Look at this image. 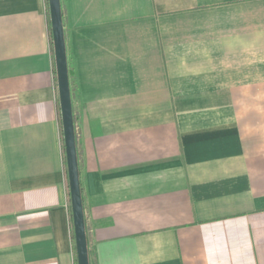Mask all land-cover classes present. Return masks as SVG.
<instances>
[{"label": "crops", "instance_id": "1", "mask_svg": "<svg viewBox=\"0 0 264 264\" xmlns=\"http://www.w3.org/2000/svg\"><path fill=\"white\" fill-rule=\"evenodd\" d=\"M91 264H264V0H60ZM0 264H77L48 0H0Z\"/></svg>", "mask_w": 264, "mask_h": 264}, {"label": "water", "instance_id": "2", "mask_svg": "<svg viewBox=\"0 0 264 264\" xmlns=\"http://www.w3.org/2000/svg\"><path fill=\"white\" fill-rule=\"evenodd\" d=\"M48 3L58 78V90L60 95V108L74 224L77 264H91L80 181L63 13L60 0H48Z\"/></svg>", "mask_w": 264, "mask_h": 264}]
</instances>
